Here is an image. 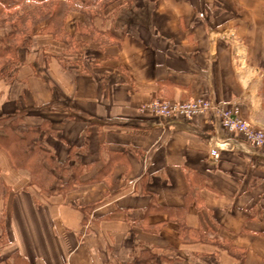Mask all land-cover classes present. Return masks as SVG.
<instances>
[{
  "label": "crops",
  "instance_id": "1",
  "mask_svg": "<svg viewBox=\"0 0 264 264\" xmlns=\"http://www.w3.org/2000/svg\"><path fill=\"white\" fill-rule=\"evenodd\" d=\"M56 1L0 78V116L47 123L82 183L45 196L0 149V264H264V150L140 113L207 98L264 130V0Z\"/></svg>",
  "mask_w": 264,
  "mask_h": 264
},
{
  "label": "trees",
  "instance_id": "2",
  "mask_svg": "<svg viewBox=\"0 0 264 264\" xmlns=\"http://www.w3.org/2000/svg\"><path fill=\"white\" fill-rule=\"evenodd\" d=\"M27 1L0 0V21L3 24H10L7 32L0 37V78L7 70L16 65L18 51L21 49L27 51L30 46L32 33L30 29L25 30V27H31L32 23H30L31 25L28 21L26 23V14L19 17L14 14H6L7 11L23 5ZM39 1L38 3L43 4L55 0ZM85 1L82 0V2ZM5 15H8L6 20L2 18ZM53 16L58 18L60 14L47 15L46 19L51 21ZM39 74L43 73L39 71ZM44 79L47 81L45 76ZM25 116L24 112H17L11 116H0V149L7 154L14 169L24 170L28 173L29 184L39 189L42 194L65 196L81 185L82 166L71 164L74 155L73 148L70 149L69 157L64 162L59 161L44 144L46 137H55V132L47 123H42L39 126H25ZM78 208L88 217L93 206H78Z\"/></svg>",
  "mask_w": 264,
  "mask_h": 264
},
{
  "label": "built area",
  "instance_id": "3",
  "mask_svg": "<svg viewBox=\"0 0 264 264\" xmlns=\"http://www.w3.org/2000/svg\"><path fill=\"white\" fill-rule=\"evenodd\" d=\"M160 102H154L147 106L151 114L159 119H184L190 120L195 117H204L209 110L211 120L217 122L222 129L228 133L241 134L242 138L254 149L264 150V131L253 129L246 121L242 119L241 107L238 104L227 105L220 111L215 112L216 103L205 99H192L181 102H167L160 105ZM160 106V108H157ZM210 155L218 158V150L214 148Z\"/></svg>",
  "mask_w": 264,
  "mask_h": 264
},
{
  "label": "rangeland",
  "instance_id": "4",
  "mask_svg": "<svg viewBox=\"0 0 264 264\" xmlns=\"http://www.w3.org/2000/svg\"><path fill=\"white\" fill-rule=\"evenodd\" d=\"M38 2H40L39 0H28L27 2H25V4H23V5H21V6H18V7H15V9H13V10H9V11H7L6 12V14H14L15 16H25L24 14H26V23H27V21L29 22V25H31L30 23H32V25H31V27H28V26H26L25 27V30H27V29H30V31H31V33H32V36H31V41H30V46L33 44V35L35 34V32H37L38 34L40 33V31L39 30H37V27H36V25L37 24H39V25H41V24H44L45 22L46 23H48L47 22V15H51V14H53L54 12H56V10L58 9V6H59V2L58 1H48L47 3H38ZM63 6V5H62ZM34 12V13H33ZM61 15V14H60ZM6 16H8V15H5L4 17H2L3 19H5L6 20ZM29 17V18H28ZM61 16H59L58 18H60ZM28 18V19H27ZM58 18H55V16H53V22H51L52 21V19H51V21L49 20V22L52 24V23H54L53 25H57L56 23H57V21H59L58 20ZM0 37L5 33V32H7V30H8V27H9V25L10 24H3L1 21H0ZM34 23H35V25H34ZM3 27H5V29H3ZM51 32V33H56L57 31H58V29H57V27H56V29H54L53 31H52V29H50V30H45V31H43V32H45V33H48V32ZM42 32V31H41ZM32 43V44H31ZM30 46H29V48H28V50L26 51V50H24V49H21V50H19L18 51V53H17V63H16V65L15 66H13V68H11V69H15V67L17 66V65H19L20 64V62L22 61V56L26 53H29V57H33L34 56V53H35V50H37L35 47H33L34 49H31L30 48ZM32 46H34V45H32ZM29 50H31V51H29ZM24 52V53H23ZM12 61H13V59H12ZM11 69H9V70H7L6 72H5V74H4V76H9L10 75V73H11ZM4 76L2 77V78H4ZM200 99H205V100H209V99H207V98H200ZM160 102L162 105H165L167 102H172V101H161V100H153V101H151L149 104H147V105H145V106H143L141 109H140V113H151L150 112V110L147 108V106H149V105H151L152 103H154V102ZM216 103V109H214V111L215 112H218V111H220L222 108H226V106L228 105V103H222V102H215ZM160 104V105H161ZM234 104H236V103H231V104H229V105H234ZM157 108H160V106H158ZM213 112H211V110H209L208 112H207V114L204 116V118H206L207 120H210L211 121V114H212ZM243 119V118H242ZM244 120V119H243ZM244 121H246V120H244ZM247 122V121H246ZM253 129L255 128L254 126H252L249 122H247ZM255 129H259V128H255ZM259 130H262V131H264L263 129H259ZM238 135H240V136H242L241 134H238Z\"/></svg>",
  "mask_w": 264,
  "mask_h": 264
}]
</instances>
